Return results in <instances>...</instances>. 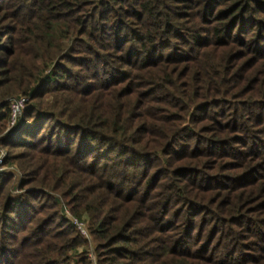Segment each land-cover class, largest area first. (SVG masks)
I'll use <instances>...</instances> for the list:
<instances>
[{
    "label": "trees",
    "instance_id": "1",
    "mask_svg": "<svg viewBox=\"0 0 264 264\" xmlns=\"http://www.w3.org/2000/svg\"><path fill=\"white\" fill-rule=\"evenodd\" d=\"M0 146V264H264V0H0Z\"/></svg>",
    "mask_w": 264,
    "mask_h": 264
},
{
    "label": "built area",
    "instance_id": "2",
    "mask_svg": "<svg viewBox=\"0 0 264 264\" xmlns=\"http://www.w3.org/2000/svg\"><path fill=\"white\" fill-rule=\"evenodd\" d=\"M29 100H30V96L25 94L13 96L9 99L10 119H9L8 129L18 124ZM7 155H8V151L4 147L0 146V172L5 170L6 168ZM66 211L71 216L77 228L82 232V234L90 238L91 233L88 228L87 222L81 217L73 214L68 207L66 208Z\"/></svg>",
    "mask_w": 264,
    "mask_h": 264
},
{
    "label": "rangeland",
    "instance_id": "3",
    "mask_svg": "<svg viewBox=\"0 0 264 264\" xmlns=\"http://www.w3.org/2000/svg\"><path fill=\"white\" fill-rule=\"evenodd\" d=\"M17 95H21V93H16V94H14V95H12V96H10V97H13V96H17ZM26 95V94H25ZM9 97V98H10ZM8 125H9V123H8ZM9 127V126H8ZM7 151H8V149L10 148H6V147H4ZM12 150L13 151H15V150H20V149H18L17 147L16 148H12ZM12 151V152H13ZM8 155H9V153H8ZM8 155H7V157H8ZM7 157H6V159H7ZM3 171H12V172H14V174H16V176H15V178L12 180V181H15L17 184H19V181H20V179H21V174H22V170H21V168H20V166H17V165H13V164H10V163H7L6 162V168H5V170H3ZM19 187H17L16 188V190H15V193L14 194H18L19 193V189H18ZM85 221L87 222V225H88V220H86L85 219ZM96 246H97V242H96V240H95V238H94V236L93 235H91V237L89 238V246H88V248H89V254L91 255V257H92V259H93V261H94V264H98V257H97V254H96V252H95V248H96Z\"/></svg>",
    "mask_w": 264,
    "mask_h": 264
}]
</instances>
